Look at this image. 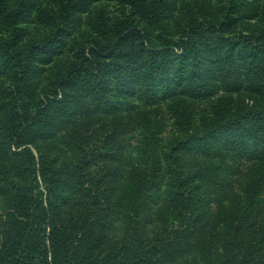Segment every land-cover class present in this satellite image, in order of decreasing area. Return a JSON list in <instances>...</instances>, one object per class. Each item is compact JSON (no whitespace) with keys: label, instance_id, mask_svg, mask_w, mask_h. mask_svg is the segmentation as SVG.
<instances>
[{"label":"trees","instance_id":"1","mask_svg":"<svg viewBox=\"0 0 264 264\" xmlns=\"http://www.w3.org/2000/svg\"><path fill=\"white\" fill-rule=\"evenodd\" d=\"M83 1L61 0L52 32L26 40L29 0H0V150L9 156L0 158V264H264L263 178L216 220L206 187L217 179L186 158L237 149L264 161V111L234 109L220 97V108L183 140L160 152L149 147L127 185V165L109 139L88 120L72 122L75 108L91 104L109 115L127 96L204 100L245 88L264 99V36L239 29L240 0H226L220 19L190 18L175 37L163 24L169 0H152L149 10L128 0L146 23L115 20L103 41L78 49L67 71L36 94L40 63ZM173 110L187 128L191 109L178 101ZM66 124L72 167L51 145Z\"/></svg>","mask_w":264,"mask_h":264},{"label":"rangeland","instance_id":"2","mask_svg":"<svg viewBox=\"0 0 264 264\" xmlns=\"http://www.w3.org/2000/svg\"><path fill=\"white\" fill-rule=\"evenodd\" d=\"M14 5L16 0H5ZM61 0H29L27 17L22 24L26 40H42L52 32L51 16ZM148 10L152 0H138ZM239 29H253L264 36V0H240ZM226 0H169V13L163 21L170 36L175 37L178 30L185 26L190 18L220 19ZM129 16L144 24L142 14L128 0H85L80 10L74 14L62 37V42L52 53L46 55L40 63V68L34 77L36 94L45 90L52 80L64 74L76 60L78 49L88 47L93 41H103L104 34L111 24ZM2 26L0 24V35ZM208 61L204 67L209 66ZM128 80L135 85L134 75ZM4 82L0 80V89ZM224 99L230 107L248 108L264 111V99L243 88L237 93L217 96L204 100H193L184 94L174 98L158 100L150 103L137 96H127L116 100L117 110L109 115H102L88 104L86 110L76 112L74 109L72 122L88 120L102 139H109L110 146L115 147L127 166L122 183L127 185L130 174L137 169H143V159L149 147L157 145L158 151L183 140L187 135L197 130L203 117H211L215 109H219L218 99ZM183 101L192 111V117L183 128L174 113L175 102ZM71 124V123H70ZM69 125L66 124L56 134L52 141L54 150L60 155V160L68 167L73 166L75 158L73 148L66 144L64 135ZM35 153V151L33 150ZM0 158L9 160V156L0 150ZM198 165L212 169L211 174L217 183L206 187V197L209 199L211 216L221 220L222 216L239 201H243L247 187L258 177L264 180V161L244 157L237 149H228L221 158H206L186 156ZM100 169V167H92ZM264 187V183H263ZM264 198V191H263ZM157 224V221H156Z\"/></svg>","mask_w":264,"mask_h":264}]
</instances>
